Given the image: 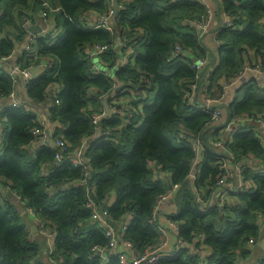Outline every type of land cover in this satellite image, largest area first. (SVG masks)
Returning <instances> with one entry per match:
<instances>
[{
    "label": "trees",
    "instance_id": "16d2710c",
    "mask_svg": "<svg viewBox=\"0 0 264 264\" xmlns=\"http://www.w3.org/2000/svg\"><path fill=\"white\" fill-rule=\"evenodd\" d=\"M115 1L123 7L107 23L110 30L91 28L86 20L89 12L96 17L108 14L110 1L49 0L53 6L48 8L41 4L38 11L61 32L36 38L34 57L23 53L22 69L52 59L51 68L26 83V93L32 103L42 104L49 90L59 87L50 99L48 119L69 147L65 152L48 145L32 150L37 141L31 130L39 128L35 115L11 106L2 115L0 179L9 182L36 219L54 227V264H103L90 257L93 246L108 244L102 229L91 225L95 211L99 215L106 212L102 216L111 227L131 215L126 230L117 233L139 255L153 249L160 237L154 206L166 193V184L155 180L157 171L168 175L172 186H177V209L172 219L179 223L178 239L191 243L200 235L202 246L210 249L204 260L181 249L161 264H234L237 255L246 259L249 252L243 247L250 239L263 236L256 218L264 217V173L243 170V179L254 187L235 193L239 205L227 210L214 205L202 210L190 188L186 184L180 188L190 174L193 153L175 134L182 130L200 138L211 123V114L190 106L186 94L189 85L197 83V72L190 67L192 60L207 56L195 26L197 21L206 20L208 10L193 0ZM29 2L0 0V59L14 51L7 29L16 31L19 42L25 35L22 25L26 19L32 20L28 14L34 11ZM219 2V15L229 17L234 28L222 27L214 38L217 62L204 86L212 98L223 96L218 82L241 72L248 50L264 68V0ZM121 40H125L123 46ZM94 44L108 47L97 62L107 71L115 68L114 78L95 72L92 60L85 59L86 47ZM176 46L180 51L174 55ZM117 84L128 91H115ZM13 90L14 82L0 69V98H7ZM112 92L127 103L132 116L129 120L126 113L125 120L102 118L100 125L106 135L97 137L89 116L103 110L99 99ZM228 111L229 120L246 117L258 121L262 116L264 122V87L252 77L247 79L236 89ZM253 128L239 126L231 141L225 140V146L234 162L252 155L264 167V138L259 139ZM212 133L219 135V131ZM83 139H88L86 173L71 166L66 156L81 149ZM202 150L193 186L208 191L220 174L219 162L227 157L212 155L204 147ZM56 154L63 156L59 163ZM112 193L114 203L107 207V196ZM38 253V245L28 240L21 217L8 203H0V264H45ZM107 264L118 262L110 257Z\"/></svg>",
    "mask_w": 264,
    "mask_h": 264
},
{
    "label": "built area",
    "instance_id": "2783aa9c",
    "mask_svg": "<svg viewBox=\"0 0 264 264\" xmlns=\"http://www.w3.org/2000/svg\"><path fill=\"white\" fill-rule=\"evenodd\" d=\"M106 1H110V6H111L110 10L108 11V14L102 15L99 17L92 15V19L87 20V25L89 27H91V28H104L106 30H110V27L108 26L107 23H110V20L112 18H114L112 15L113 14V1L114 0H106ZM193 1L199 2L200 4L203 5V0H193ZM122 7L123 6L121 4L120 5L117 4L118 11ZM41 17H42L43 21L49 20V19H47L46 14L44 12L41 13ZM222 19H223V22L220 19V26L217 29V31H215L213 33L214 38H215L216 33L222 27L234 28L233 21L229 17L222 16ZM50 24L52 25L51 29H53L51 32H49V33H51V37L54 35V33L59 34L61 32V31H59V29H55L54 24L51 20H50ZM32 25H33V21L30 19H26L23 23V27L24 26L32 27ZM212 25H213V23L210 19V12L208 11V16H207L206 20L201 21V22L197 21L195 27L200 29L203 33H207L209 30H211ZM46 35H48V34H46ZM46 35L33 36V38L30 40V42L24 46L22 51L26 52L30 57H34L35 47H33V44H34L35 39L39 38V37H45ZM124 41L125 40H121L122 46H123ZM216 44L218 47L217 42H216ZM86 48L87 49L85 51L86 52L85 59L92 60V69L98 73H104V74L108 73L109 74V71H107L106 68L101 71L96 65V62L100 61L98 58V55L104 53L108 47L107 46H99L97 44H94L93 46H91V47L87 46ZM179 51H180V48L178 46H176L173 54L176 55L179 53ZM128 52H132L130 48H128ZM10 58H11V56L0 59V69H2L1 65L5 62H8ZM208 61L209 60L207 57L197 58V59L195 58L192 60L190 67L197 72V83H193V84L189 85V87H188L189 91L186 92V94H187V100L188 101H190L193 98V95H195V94L200 96V102L198 105H195V107L202 113L211 114V123L209 126H214V125H219L224 121V119L226 117V112H225V110H223L221 107L218 106L219 103H216L217 101H215V99H213L210 96L206 87H204V89L202 91L200 89V84L202 85V83H199V72L208 63ZM51 62H52V59L47 58L41 64H39L37 66L32 65L27 69H22L20 67V65H15L10 72H5L3 69L2 70L6 74H8V76L14 82V87H15V85L17 84V79H18L17 76H19L21 78V80L23 82H25V84H26L27 82L39 77V76H35L33 74L34 70H36V69L40 70L41 75H42L46 70H48L49 68L52 67ZM260 62L261 61H259V59H258L256 62L253 63L250 61V59L247 57V55H245L241 72L235 78H231V79L222 78L218 82V84L222 88L223 93L225 90L235 88L236 85L240 82V80L243 77H245L244 76L245 74H252L251 77H253L256 80L260 79L261 76H264V68L261 66ZM113 71L115 73L116 69L114 68ZM261 86L264 87V83L261 84ZM118 89H123V92L128 91V89H126L124 85L117 84L115 91H117ZM115 95H116V92H112L110 95L100 98L99 100L101 102L102 107H103L102 102L106 101L109 109L111 110L110 116L115 117V118L120 119V120H125L126 119L125 113H126L128 115L127 119L129 120L132 116L131 115L132 110L128 107L126 102L122 101L121 99L116 98ZM223 95H225V94H223ZM0 99H13V91H12V93H10V95L7 98H0ZM13 106L23 107L26 111H30L29 105H22V106L13 105ZM110 116L106 115L104 108H103V110H101L99 112H94V113L90 114L89 118L95 126L94 127V133L97 137H100L102 135H106L105 130L100 125V120L102 118L110 117ZM251 119L252 118L246 119V117H238V118H235L233 120H229L228 125L224 129L220 130L219 135L217 137H215V139L211 142L212 148L217 153H219L221 156L223 155V156L227 157L222 162H219L220 174L217 176L216 181H215L214 185L212 186L213 189L223 191V192L224 191H232L233 193L247 191L248 187H245L244 183L239 182L238 184H236L233 180V174H235L234 171L237 170L234 167V166H236V162L233 161L234 160L233 155L227 151L226 146H225L226 145L225 140L227 139V140L231 141L232 135L239 129V126H242L244 124V120L253 121ZM258 121H259V130L257 128H253V131L256 132L259 139H263L264 138V122L262 120V116L258 117ZM3 123H4L3 117H2V115H0V133H2ZM31 133L36 138V141L41 140L44 142L45 140H47L46 137L48 134L46 133V129H45L44 125L41 124L40 122H39V128L32 129ZM53 133L54 134H53L52 139H53L54 144H55L54 148L56 149V151L59 150L61 152H65L67 150V148L69 147V145L60 135H56V132L54 130H53ZM175 135H176L177 140L185 142L191 148V151L193 153V160H192L191 171H190V174L188 176V180H189V178L190 179L192 178L193 181H195V177H196L195 173L199 170L198 165L202 160L203 145H202L201 139L198 137H195L194 135H191V134H185L182 130L177 132ZM66 156L68 157V162L71 163V166H73L75 168H82L83 171L86 173V167H87V164L89 162V159H87L84 156V152H83L82 148L81 149L77 148V149L73 150V152H71V153L68 152V154ZM62 158H63L62 154H56L55 155V161L58 163L62 160ZM239 173H241V169H239ZM42 175L46 176L47 172L42 171ZM82 182H84V181H82ZM173 188L176 189L177 186L175 185V186H173ZM189 188H190V191H191L194 199L202 208H206V206H210V202H208L206 199H204L200 195L199 189L194 188V186H192V184ZM14 194L16 195L17 200L23 205L25 210L32 213V209L27 206L26 201L23 200L15 192H14ZM165 199H166L165 195L160 196L157 199L156 204L154 206V212H155V210L158 209L160 202L164 201ZM218 200H219V203L221 205L225 202L223 194L219 195ZM102 214L106 215V212H103ZM102 214L99 215L98 212L95 211L94 214L92 215V220L98 221L101 223V225L100 226L98 225V226L102 229L104 236L108 239V244L106 247L93 246L91 249V255H90L91 257L99 258L101 261L106 260L105 259L106 250L110 249L112 252V255H114V257L116 258L118 264H161V261L163 259L171 258V257L175 256L181 249H185L187 244H189V243H186V242L178 239L177 244H176V248L174 249V251L161 252L160 250H157V249H162L163 244H164L162 242L161 246L157 247V249H150L145 254L139 255L135 252L132 245L129 242L123 240L121 238V235L117 233L118 231L122 232V231L126 230V227L128 226L129 223H127L126 221L125 222L119 221L118 222V229L114 230L106 223V220L102 216ZM257 217L259 218L260 216L257 215ZM127 218L130 219L131 215H128ZM36 220L37 221H35L36 222L35 228L38 229L39 232H41L44 235V237H46V239L48 241H51L54 243V239H55L54 227L50 224H47V223L41 221V220H38V219H36ZM198 238H199L200 242H202L203 237L198 236ZM255 244H256V241L250 239L246 243V245L243 247V249L247 250L248 252H251L253 250ZM189 254L192 256L198 255L202 260H204L207 256L210 255V252L200 246V252H198V251L189 252ZM241 259L242 258L237 255L234 258V264H242Z\"/></svg>",
    "mask_w": 264,
    "mask_h": 264
},
{
    "label": "crops",
    "instance_id": "0c3cea01",
    "mask_svg": "<svg viewBox=\"0 0 264 264\" xmlns=\"http://www.w3.org/2000/svg\"><path fill=\"white\" fill-rule=\"evenodd\" d=\"M215 1L217 2L218 6H219L220 0H215ZM29 4H30V9H33L34 11L31 12V14H28L27 11L26 12L23 10L22 11L25 12V14H28L32 17L33 25L31 28H38L41 30V32H39L37 35H46V34L50 35L51 33H49V32H51L53 30V29H51L52 25L50 24V20L43 21L42 17H41L42 12H40L38 10L40 9L41 4H43L44 8L45 7L48 8V7H52L53 3H50L49 0H30ZM203 5L210 12V19L213 23L212 28H215V26L217 25L216 13H215L216 12V4L213 2V0H203ZM92 15L93 14L91 12L87 13L86 14V20L92 19ZM219 18L223 22V19L220 15H219ZM7 33L11 34V36L9 38L13 42L14 51H13V54L11 55V58L9 59V61L3 63L1 65V67L5 72H10L15 65H20V67L23 68L21 65H23V63H24V59H22V55H23L24 51L22 52V50H23V47L26 45L24 43H25V40L28 39L29 34L26 32L25 35L23 36L22 40L19 42L16 40L17 33L14 29H7ZM2 37H4V36L2 35ZM203 42H204L205 46L211 52H213L215 55V63L212 67L207 69V72H206V75H207V74H209V72L212 71L213 67L215 66V64L217 62V55H216L217 44H216V41L214 39L213 34L206 35L203 39ZM16 49L21 50V53H16ZM246 55L250 59V61L253 63L258 60L256 58V55H254V53L250 50H248L246 52ZM206 57L209 60L208 54ZM259 61H260V59H259ZM33 74L35 76H40L41 71L36 69V70H34ZM109 74L111 75V77H114V71L113 70H111ZM206 75H205L203 83L200 87L201 91L204 89V86L207 84V76ZM244 76L245 77H243L240 80V82L236 85L235 88L225 90L224 91L225 95L220 96L218 98H216V96H215L213 98V99H215V101H217L216 103H219L218 104L219 107H221L222 105H228L229 106L235 97V92H236V89L238 88V86L240 84H242L243 82L247 81V79H249L252 76V74H245ZM17 78H18L17 84L15 85L14 90H13V99H0V115H3L4 111L13 105H19V106L29 105L31 111L36 114L37 120L41 124L44 125V127L46 129V133L52 135L53 130H54V124L50 123L48 120L47 108L49 106L50 99L53 98L54 93H56V91H58L59 87H53L52 90L50 89L49 95L47 94V99L42 104H35V103H32L27 97L25 82H23L19 76H17ZM257 81L260 85L263 84L264 83V76H261V78L258 79ZM199 102H200V96L195 94V95H193V98L189 101V105L190 106L198 105ZM34 110H36V112ZM247 126L248 127L249 126L255 127L259 130V121L254 122V121L244 120V127H247ZM212 134L213 133L210 132L209 134L207 133V135H206V137H208V145L209 144L211 145V142L215 139V137H214L215 135H212ZM46 139H47V137H46ZM87 140L88 139L83 140V143H84V146L82 147L83 150L86 148ZM47 142H48V140H47ZM1 146H2V134L0 133V148H1ZM42 146H43L42 141H38L36 144L32 145L31 149L36 151L39 147H42ZM234 167H235V169H237L236 171H234L235 174H233L234 182L236 184H238L239 182L244 183L245 187H248L247 190H251L254 187V184L250 181L243 179V176H241L243 173V170L249 169V171L253 170L256 172H263L264 173V167H263L261 161L256 159L252 155H246L245 157H243V159L240 162H236V166H234ZM239 169H241V173H239ZM153 170L157 171L156 168H153ZM198 173H199V170L195 173V175L197 176ZM154 176H155V180L159 179L164 184H166V193H165L166 199L164 201L160 202L158 209L155 210V219H156V221H157L156 223L159 227V234H160L159 236L160 237H159L157 243H155V245H153V249H157V247H160L161 243L163 242L164 244H163L162 249H157V250H160L161 252H171V251H174V249L176 248V244H177V240H178L177 234H178L179 223L172 219V216L175 215V212L177 209L176 204H175L176 199H175V201L173 200L174 196L175 195L177 196V193H176L177 189L173 188L172 184L170 183V179H169L168 175L163 174V173H159L157 171V173ZM195 179H196V177H195ZM189 180L188 179L186 180V181L191 182L190 184L189 183L186 184L187 187H190L191 184H192V186L194 185L193 179L189 178ZM199 191H200V195L204 199H206L208 202H210V206H206L207 209L214 205V206H217L219 208H222L224 206L222 208V210L223 209L227 210V209H231L233 206L239 205L238 200L235 196V193H233L232 191H224L223 192V191L215 190L213 188L211 190H208V191L199 189ZM220 194H223L224 200H225V202L222 205L219 203V200H218V197ZM171 198H172V201H170ZM114 200H115L114 194L113 193L109 194L107 196V199H106V206L110 207L114 203ZM195 202H196V200H195ZM0 203L1 204L8 203V205L12 206L13 212L17 216L21 217L22 222L24 223L26 230L28 232L29 242L38 245V248H39L38 259L42 260L45 264H54L53 259L51 257V255L54 252V243L51 241H48L46 239V237H44V235L41 232H39L38 229L35 228V223H36L35 221H37V220L34 216V213L33 212L31 213V212L25 210L23 205L17 200V197L14 194V191L10 189L9 182L6 179H0ZM200 208L202 210L206 209V208H202L201 206H200ZM219 211L221 213V210H219ZM259 216L260 217L259 218L257 217L256 220H257V224L259 225V228H260L259 230L262 233L261 235H263V236H261L260 238H258L256 240V244H255L253 250L248 253V257L246 259H241L242 264H258L259 261L264 260V242H262V240H264V217L261 215H259ZM123 219H125V220L122 222H125V221H127L128 218L124 217ZM129 223H130V220H129ZM91 225H93V226L99 225L100 226L101 223L98 221L91 220ZM111 228L112 229L114 228V230H117L118 229V222L115 223L114 226ZM198 236H200V235H197L191 243L187 244L185 250H187L188 252H195V251L200 252V246H201L202 248H204L210 252L209 248L202 246ZM110 257H114V255H112V252L110 249H107L105 261L104 260L101 261L97 257H96V259H99L101 261V263H103V264H107L108 259Z\"/></svg>",
    "mask_w": 264,
    "mask_h": 264
},
{
    "label": "water",
    "instance_id": "95a60500",
    "mask_svg": "<svg viewBox=\"0 0 264 264\" xmlns=\"http://www.w3.org/2000/svg\"><path fill=\"white\" fill-rule=\"evenodd\" d=\"M213 2L216 4V12L215 13H216L217 25L215 26V28L211 29L207 33H203L200 29L196 28V33H197V35L199 37V44L206 51V53L209 55V61H208V63L199 72V83H202L203 82V80L205 78V75H206V72H207V69L210 68V67H212L214 65V63H215V55H214V53L211 52L205 46V44L203 42V39H204V37L206 35L213 34L215 31H217V29L220 26V18H219L220 9H219V6H218L217 2L215 0H213ZM117 12H118L117 3L114 0L113 1V17H115L117 15ZM23 28L29 34V37H28V39L25 40V43L24 44H28L30 42V40L33 38V36H36L39 32H41V30L38 29V28H31V27H28V26H24ZM16 53H21V50L16 49ZM102 104H103V107H104V110H105L106 115L110 116L111 115V110L109 109V107L107 105V102L106 101H103ZM221 108H223L225 110V112H226V117H225L224 121L221 124H219V125H214V126H210V127L206 128L201 133V135H200V139H201V142H202L203 147L207 151H209L212 155H215L217 157H220L221 155L219 153H217L212 147H210L206 143V135H207V133H210L212 131H220V130L224 129L228 125V123H229L228 105H222ZM48 146L50 148H54L55 147V144H54V141H53L52 138H49L48 139ZM187 183L190 184L189 181H186L185 183H183L181 185L180 188H182L183 185H185ZM64 187H67V185H65ZM175 199H176V195L174 196L173 200L175 201ZM170 201H172V199H170ZM262 242H264V240H262Z\"/></svg>",
    "mask_w": 264,
    "mask_h": 264
},
{
    "label": "rangeland",
    "instance_id": "374dc122",
    "mask_svg": "<svg viewBox=\"0 0 264 264\" xmlns=\"http://www.w3.org/2000/svg\"><path fill=\"white\" fill-rule=\"evenodd\" d=\"M113 15V14H112ZM96 65H97V67L102 71L103 69H105L99 62H96ZM109 71V73H110V70H108ZM201 85V84H200ZM151 98H153L152 96H151ZM104 108V107H103ZM35 112H36V110H34ZM105 111V110H104ZM28 112H30V113H32L33 115H35V118H36V121H37V123L39 124V122H38V120H37V117H36V114L34 113V112H32L31 111V109H30V111H28ZM49 120V119H48ZM50 122V121H49ZM51 123V122H50ZM54 134V133H53ZM53 134L52 135H50V134H48L47 135V140L49 139V138H52L53 137ZM47 140H45L44 142L42 141V143H43V145L45 146V145H48V142H47ZM84 140V139H83ZM39 141H41V140H39ZM38 142V141H37ZM86 143V142H85ZM83 146H84V143H83ZM86 149V148H85ZM84 149V150H85ZM84 150H83V152H84Z\"/></svg>",
    "mask_w": 264,
    "mask_h": 264
}]
</instances>
